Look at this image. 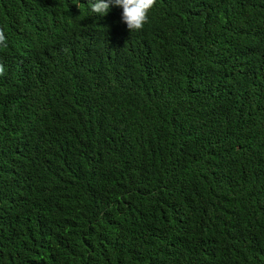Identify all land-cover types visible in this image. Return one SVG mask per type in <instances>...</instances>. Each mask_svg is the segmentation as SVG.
Listing matches in <instances>:
<instances>
[{"label":"trees","instance_id":"1","mask_svg":"<svg viewBox=\"0 0 264 264\" xmlns=\"http://www.w3.org/2000/svg\"><path fill=\"white\" fill-rule=\"evenodd\" d=\"M0 0V264H264V0Z\"/></svg>","mask_w":264,"mask_h":264},{"label":"clouds","instance_id":"2","mask_svg":"<svg viewBox=\"0 0 264 264\" xmlns=\"http://www.w3.org/2000/svg\"><path fill=\"white\" fill-rule=\"evenodd\" d=\"M157 0H88V7L97 16H106L112 6L122 8V22L127 29L139 32L149 21V13L156 5ZM0 46L7 47V38L3 28H0ZM5 68L0 63V75H3Z\"/></svg>","mask_w":264,"mask_h":264}]
</instances>
